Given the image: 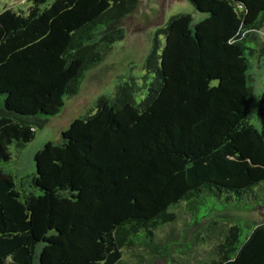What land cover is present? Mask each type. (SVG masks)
I'll list each match as a JSON object with an SVG mask.
<instances>
[{
  "label": "trees",
  "instance_id": "1",
  "mask_svg": "<svg viewBox=\"0 0 264 264\" xmlns=\"http://www.w3.org/2000/svg\"><path fill=\"white\" fill-rule=\"evenodd\" d=\"M187 1L204 18L158 29L147 96L137 103L126 85L102 97L20 183L5 168L12 150L78 94L138 0L0 13V264H129L141 249L165 264H264V222L244 236L229 214L264 205V89L256 124L251 85L254 61L264 69V0Z\"/></svg>",
  "mask_w": 264,
  "mask_h": 264
},
{
  "label": "rangeland",
  "instance_id": "2",
  "mask_svg": "<svg viewBox=\"0 0 264 264\" xmlns=\"http://www.w3.org/2000/svg\"><path fill=\"white\" fill-rule=\"evenodd\" d=\"M137 3V6L139 4ZM31 0H0V13L5 9H27ZM192 15L195 22L204 18V15L197 12L195 6L187 0H166L164 22L162 25H153L141 32H132V26L126 18L120 23L124 28L125 35L123 39L117 41L113 49L106 56L104 61L88 72L81 88L76 95L69 96L66 99V105L60 115L48 120L43 129L37 130L34 141L20 149L14 148L13 159L6 164L5 168L15 177L17 183H20L25 177L35 173L36 163L35 155L48 142H60L61 134L69 128L71 123L78 118H82L96 109L97 102L102 97H115L122 86L130 85L136 88L134 99L140 103L148 93V85L152 81L154 74L149 75L145 68L148 55L151 53L156 40H159L162 46L165 43L164 37L158 35V29L163 28L168 21L177 15ZM264 39V32L262 33ZM256 61L252 69V119L258 124L259 116L257 113V104L264 89V69L259 67ZM261 206L248 212H232L230 219H240L246 229L244 236L249 230V225L264 222L260 218L259 210ZM188 219V217H186ZM227 227V226H226ZM243 236V238H244ZM191 257L201 259L206 249L199 247ZM126 254V261L129 264H165L156 259H150L145 250H132ZM139 255L140 257H137ZM155 260V261H153ZM177 262L175 261V263ZM196 264V262H193Z\"/></svg>",
  "mask_w": 264,
  "mask_h": 264
},
{
  "label": "water",
  "instance_id": "3",
  "mask_svg": "<svg viewBox=\"0 0 264 264\" xmlns=\"http://www.w3.org/2000/svg\"><path fill=\"white\" fill-rule=\"evenodd\" d=\"M166 0H140L135 11L126 17L132 26V32H141L153 25H162L164 22ZM260 218L264 220V205L259 210Z\"/></svg>",
  "mask_w": 264,
  "mask_h": 264
}]
</instances>
